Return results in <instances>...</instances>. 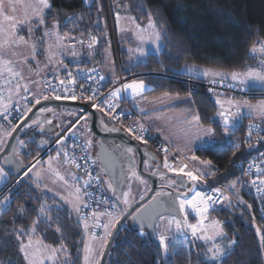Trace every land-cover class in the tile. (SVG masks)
I'll list each match as a JSON object with an SVG mask.
<instances>
[{"label": "snow or ice", "instance_id": "6c2138e0", "mask_svg": "<svg viewBox=\"0 0 264 264\" xmlns=\"http://www.w3.org/2000/svg\"><path fill=\"white\" fill-rule=\"evenodd\" d=\"M50 8V0H27V2L0 0V152L5 148H11V151L3 157V164H0V181L8 177L5 165H13L16 172L21 174V179L32 174L36 188L43 186L44 190L52 193L54 201L58 198V202L53 205H49L47 201L40 205L37 218L29 229L21 227L11 230V234L19 241V250L27 264H78L79 249L77 257L74 258L63 243L54 246L46 244L42 237L33 239L41 219L51 224L53 222L51 212L62 210L65 204L70 205L71 210L76 213V222L87 237V242H83L82 264H100L98 257L103 256L110 238L114 239L122 223L128 220L137 225L139 236L144 237L149 234L155 236L164 264H170L169 257L180 254L181 249H187L188 245L197 241H202L206 245L200 264H225L237 242L235 240L227 244L218 242L226 236L224 222L211 218L209 213L216 210L217 206L231 205L233 192L242 202L237 188L238 184L244 185L242 177L230 181L225 187H213L208 182V177H216V172L211 171L212 160H202L193 154L187 159L198 162L201 167L188 170V164L183 161L179 166L170 163L168 149L165 147L162 149L165 152L162 166L159 162H155V157L152 158L155 162V170L151 175L158 176L162 181L159 190H153L149 187L148 179L137 170L135 147L124 143L114 145L115 150H120L122 162L119 165L110 164L99 157L92 158L93 140L88 124L91 113L73 112L69 109L67 115L72 119L67 124L52 127V122L46 114H55L54 108L41 106L33 111L42 102L80 99L92 102V108L107 113L113 121L121 122V117L126 113L116 111L119 108V101L123 98L147 99L144 93L149 89L145 80L132 78L110 90L105 96L99 91V87H91L97 84V76L99 81L105 79L103 75H99L95 67L88 70L77 69L78 74L83 71L82 78L89 82V87L78 84L77 76H74L63 64L61 50L65 47L63 41L68 37H62L56 31L59 22L53 25L52 30L45 31L38 41L34 39L32 25L35 24L36 28L44 26L46 10ZM21 9H23L22 16ZM116 18L119 21V12L116 13ZM65 19L67 22H72L77 17ZM130 19L134 21L135 17ZM135 28V35L141 44L134 50L137 56L149 54L148 49L143 46L149 42L154 46L157 54L161 49L166 48L161 31L151 16L145 27L136 24ZM25 31L27 37L20 34ZM48 38L54 39L55 43L47 42ZM97 42L98 38L92 36L88 48L91 49ZM79 43L83 45L84 41L80 40ZM38 45L42 54L46 56V61L42 65L37 60ZM257 53L264 56V39L252 45L250 54ZM71 54L77 55L75 51ZM29 61L34 62L36 68H33ZM184 67L189 75L194 74L196 79L207 78L212 85L238 88L242 92L247 91L249 87L264 88V59L258 62V66H249L243 72H225L201 68L195 64H185ZM46 69L49 71H45ZM61 70L65 72L64 78L59 77ZM226 80L230 83L225 84ZM77 87L80 89L79 95L76 92ZM178 98V94L173 96L166 92L160 97H153L152 100L163 105L166 100ZM188 98H191V93ZM215 103L219 107L211 119L220 124L223 134L228 138L234 135L245 116H258L264 121V100L253 104L247 99L237 100L230 97L221 100L217 96ZM139 111L144 113L145 110L141 108ZM127 114L130 115V112ZM10 117L18 121L15 126L12 125ZM155 118L160 119V117ZM180 120L183 126L178 132L187 144H192L194 141H200L202 144L215 142L216 129L211 125L205 126L199 112L195 114L189 112L188 116H181ZM46 125L49 127L46 128ZM101 126L108 132L122 130L116 126L109 128L103 120ZM33 128L50 136L56 145L55 155L49 154L46 161L37 158L32 164L25 166L18 157L27 145L24 140L19 139V136L14 137L13 133L19 129ZM123 130L135 140L145 145L148 143L145 139L147 128L144 123L137 121ZM254 131L259 133L264 131V128L256 123L248 125L246 143L249 149L255 146L252 143ZM173 134H176L175 129ZM9 138L15 143L9 144ZM68 140H72V143L68 144ZM165 140L167 141V137ZM261 141H264V136L257 135L256 143ZM30 142L34 141L30 138ZM48 143L49 141L41 140L39 146L43 147ZM233 147L239 149L240 144L233 142ZM78 150L84 155L77 156ZM147 155L148 153L145 152V156ZM259 156V162L257 159L251 160L247 171H243V177H249L253 175V169L255 170V178L248 183L255 186L258 193L264 191V153H260ZM152 167L153 165L146 160L145 169ZM169 173L175 174V177L169 176ZM49 182L52 187L49 186ZM107 193H110V196ZM10 199L11 195L0 199V215L8 210ZM189 210L195 213V223L188 219ZM19 211L23 212L24 209L21 208ZM55 219L57 222L55 231L60 232L59 216ZM95 229H102L103 234L97 235ZM146 229L151 230V233L146 232ZM255 230L260 234V244L264 246V233L259 226H256ZM190 256L189 250V264Z\"/></svg>", "mask_w": 264, "mask_h": 264}, {"label": "trees", "instance_id": "16d2710c", "mask_svg": "<svg viewBox=\"0 0 264 264\" xmlns=\"http://www.w3.org/2000/svg\"><path fill=\"white\" fill-rule=\"evenodd\" d=\"M110 2L112 4L107 3V0H92L90 3L86 0H50L51 8L47 9L45 24L50 27L52 23L58 21L62 29L68 30L73 35L94 34L99 39V47L94 57L83 58L82 63L90 66L94 63L103 65L109 48L112 29L108 4L112 10L118 11V5H122L124 9L128 3L139 22H146L151 16L161 31L166 48L158 54L150 53L145 61L125 68L127 51L119 44L122 70L124 74H139L146 80L149 85V89L145 92L146 97L166 92L188 96L191 93L189 104L199 112L205 126L211 125L217 133L214 146L198 148L196 154L203 160H212L213 171L216 172V177H211L212 180L220 184H228L238 175L240 164L254 152V148L249 149L246 144L240 143V148L237 149L228 142L229 138L223 134L220 124L211 119L218 111L212 92L203 84L194 92L189 89L188 79L205 80L190 77L180 70L185 64H196L217 70L237 71L254 64L256 59L250 54V49L254 43L264 39V0H111ZM72 16L77 19L67 22L65 18ZM72 61L76 62L70 59L67 65ZM252 89L250 91H260L259 88L252 87ZM254 97L256 95L251 96L252 99ZM248 120L245 118L232 136L243 135ZM38 132L40 134V131ZM28 134L29 130L25 129L20 138L26 139ZM32 140L34 142L29 141L26 149L20 153L26 165L41 155L45 149L39 146L37 138ZM50 152L44 154L42 158ZM16 177V174L10 172V179L4 188ZM18 180L1 196L4 197L8 193L11 195L8 210L0 215V264H25L19 250V241L11 234V230L25 226L29 229L37 218L38 209L43 202L47 201L49 205L58 202V198L54 201L53 196L41 194L29 178ZM237 188H239L238 196L242 198V202L239 200L240 204L232 200L231 205L219 206L211 211L217 219L224 222L226 244L231 240L237 242L225 264H264V246L260 244V234L255 230L256 226H259L264 233V195L256 198L248 189ZM234 195L237 198L235 192ZM21 208L24 209L23 212L19 211ZM51 215L53 222L49 224L41 219L37 225L36 235L42 237L46 244L56 246L65 244L74 258L77 257L79 249L78 264H82L84 232L76 222V215L67 204L58 212L53 210ZM57 216H59L60 232L55 231ZM145 231L151 233L147 229ZM189 250L190 264H200L203 259L201 251H205V244L199 243L190 244L187 249H181L180 254L169 257L170 264H189ZM106 264H164V260L161 259L155 236L151 234L139 236L137 227H132L127 221L116 236Z\"/></svg>", "mask_w": 264, "mask_h": 264}, {"label": "rangeland", "instance_id": "374dc122", "mask_svg": "<svg viewBox=\"0 0 264 264\" xmlns=\"http://www.w3.org/2000/svg\"><path fill=\"white\" fill-rule=\"evenodd\" d=\"M110 1L111 0H107V3L112 4V2H110ZM25 2H27V0H25ZM86 2L90 3V2H92V0H86ZM46 12H47V10H46ZM117 12H119V15H120L119 21L116 18V13ZM117 12L113 16V18H114L113 19L114 20V23H113V34H114V37L117 38L118 45H119V42H120L121 45L124 46L126 51H127L126 64H125V68H127V67H131L133 64H135L137 62L145 61L147 56H148V55L147 56H137V54L134 51L137 47L141 46L140 41L137 39V37L135 35V31H136L135 25L139 24V25H141V27H145L147 25L148 21L139 22L136 14L130 8L129 9L125 8V6H124V9L122 7V9L120 11H117ZM22 14H23V9H21L20 15L22 16ZM132 17H135L134 21L132 19H130ZM56 22L57 21L52 23V26H50V27H47V25L45 24L44 26H41L40 28H36L35 24H33L32 27L34 29V39L36 41H38L43 36V33L45 31H47L50 28L53 29V25ZM52 29H50V30H52ZM60 29H61V26H60V24H58V28L56 29L58 34H59ZM121 29H123V31ZM20 34L21 35H25L27 37V32L26 31L25 32H21ZM62 35H63L62 37H64V36L69 37L71 35V33L65 32V34L62 33ZM111 37H112V35H110V39H112ZM69 39L70 38H67V39H65L63 41V43L65 45V47L61 50L63 59H65V58L67 59L69 57L70 59H74L76 61L74 63H79L81 61L80 58H82V57H73V55L71 54L72 53L71 47H72L73 43L75 42V40L73 38H71V40L69 41ZM47 42L55 43V40L52 39V38H48ZM108 45H109V49L111 51V56H112L111 59H112V61H111L110 64H107V71H111L112 74H113L112 77H114V79H116L115 81H117L118 80V69H117V63H116V60H115V57H114V48H113V45H112L111 42H109ZM143 46L148 49V53L149 54L150 53H156L154 51V46L150 42L144 44ZM130 49H132L133 51L130 52L129 51ZM130 56L132 57L131 59H130ZM253 56L256 59L254 64L250 65V66H253V67L258 66V62L260 60L264 59V56H261L259 53L255 54ZM37 60H39L41 62V65L43 64V62L46 61V56L44 54H42V50L39 49V45H38ZM29 62L32 64L33 68H36V64L34 62H32V61H29ZM63 64H65L64 61H63ZM184 66L180 70V72L181 73L183 72V73L187 74V70L185 69ZM197 66L201 67V68H207V67L201 66V65H197ZM244 70H237V71L243 72ZM45 71H49V70L46 69ZM221 71H223V70H221ZM225 72H232V71H225ZM124 75H125V77L128 78V80H130L132 78L145 80L144 78L137 77V76L136 77H131V76H133L132 74L131 75L130 74H124ZM192 75L194 76V74H192ZM190 77H192V76H190ZM204 79H206V81H209L207 78H204ZM128 80H126L125 82H127ZM145 82H146V80H145ZM228 83H230V81L226 80L225 84H228ZM232 83H234V82H232ZM254 88H257V87H254ZM236 89H238V88H236ZM248 90L250 91V90H253V89H252V87H249ZM250 93L253 94V96L256 95V97H254V99H252L251 96L250 97H241V96H236V95H233V94H229L228 92L218 93L216 91H212V94H213L214 98H217V96H219V97L221 96V98L223 96H225L226 97L225 99H228L230 97L231 98H235L237 100L247 99L253 104L257 103L260 100H264V88H260L259 92L250 91ZM172 95L176 96V94H172ZM182 98L183 97L179 96V98L175 99V100H166V101H164L163 105H167V104L170 105L171 103L176 104L177 102H180L182 100ZM136 99H137L138 104H140V105L143 104V102L146 100V99H143L142 97H137ZM148 102H150V104H152L154 107H161L162 106V104L160 102H158V101L154 102L152 99H148L146 101V103H148ZM69 109L71 111H73V112H79L80 111L79 109H75V108L59 107L58 111H56L55 114H52L51 121L55 125L67 124L68 121L72 119V117H69L67 115V110H69ZM189 112H191L192 114H195L196 110L193 107L189 108L187 106H185V107H171V108H166L163 111H160L161 114H159L158 117L161 118L162 125L164 126L165 131H167V133H168V135L165 134V136L168 137V139L170 141V145L172 146V150L171 151L173 152L175 150L179 155H181V157L183 158V162H185V160L186 161L188 160L191 168L193 169V168H196V167H201V165H199L198 162L191 161V160L187 159V157H189V156H191L193 154L197 155L196 154V150L198 148H201V147H205V148L213 147L214 143L202 144L200 141H194L192 144H187L186 141L180 137L178 129L183 126L182 123H181L180 117L181 116H188ZM189 118H190V116H189ZM102 120H103V122L105 124H110L111 122H115L105 112H103ZM248 123H256V124L262 123V124H264V122L261 121V119L258 116H255V117L252 116L248 120ZM12 125L15 126L14 124H12ZM5 127H7V124H5ZM120 127L122 129L126 128L125 125H122V124H121ZM174 129L176 130V134L175 135L173 134V130ZM57 131H59V129ZM28 138H31V139L37 138L39 140V143H40L41 140L49 141V143L47 145L43 146L44 148H48L52 144V140L50 139V136L45 134V133H40L39 134V132L36 131V128H33V129L29 130V134H28V137L26 139H23V138H19V139L24 140L25 143L27 142L26 144H28V142L30 141V139H28ZM91 138L93 140V147L91 149V154H92V158H96L97 149H96L95 144H96L97 137L92 133V137ZM189 149H191V150H189ZM49 154L54 156L55 155V150L50 152ZM49 154H47L44 158H41V160L42 161H46ZM167 155H168L169 162L172 163L171 160H170L171 152H170V154H167ZM164 156H163V161H164ZM135 159H136V162H137V170L139 171V169H138L139 157H138V153L137 152H136V155H135ZM35 160H36V158L30 164H32ZM163 161H162V164H163ZM180 163L175 164V165L179 166ZM0 164H3V160L2 159L0 160ZM144 169H145V165H144ZM188 170H189V168H188ZM5 171L8 172V177H7L6 180L0 181V199H3V197H1V196L4 194V192L6 190H8V188H10L11 184L15 183V179H16L15 178L11 183H9V185L6 188H4V186L7 185L8 181L10 179V169H8L5 166ZM145 171L146 172H151L153 170H152V168H150V169H147V170L145 169ZM211 171H213V168L211 169ZM27 178H29L35 184V182L32 179V174H30L29 177H27ZM208 180H212L211 177H208ZM148 181H149V187H151V182H150V180H148ZM212 181H214V180H212ZM161 183H162V181L159 180V184L160 185H161ZM49 186L52 187L50 182H49ZM135 187L136 186L134 184V190H135ZM38 190L43 195H51V196H53L51 192H47L46 190H44L43 186H41V188H38ZM202 190H206V189L202 188ZM108 194H110V193H108ZM6 195H10V193H8ZM6 195H4V196H6ZM69 208L71 209L70 205H69ZM73 213L76 215L75 212H73ZM209 215H210L211 218L217 219L216 216L213 213H211V211H210ZM188 219H189L190 222L195 223V213H193L191 210H189ZM101 222L102 223L104 222L103 219H102ZM128 223L131 224V221L128 220ZM24 228L27 229V226H25ZM102 234H103L102 229H99L97 231V235H102ZM37 238H40V237H38L37 235H35L33 237V239H37ZM25 239H26V237H25ZM84 242H87V237L85 236V234H84ZM218 242L222 243V244H226V236H225V238L223 240H218ZM185 243H187V242H185ZM198 243L201 244V245L204 244L202 241H197L196 244H198ZM54 246H56V245H54ZM205 248H206V245H205ZM201 252L203 253V251H201ZM22 258H23L24 263L27 264V261L24 259L23 254H22ZM98 258L100 260L101 257H98Z\"/></svg>", "mask_w": 264, "mask_h": 264}, {"label": "built area", "instance_id": "2783aa9c", "mask_svg": "<svg viewBox=\"0 0 264 264\" xmlns=\"http://www.w3.org/2000/svg\"><path fill=\"white\" fill-rule=\"evenodd\" d=\"M108 12H109V15H110V23H111V29H112V39H111L110 42L112 43L113 48H114V57H115V60H116V63H117V69H118V80L115 81V82L107 83L105 81V79L103 81H99V77L97 76V84L91 85V87H99V91L101 93H103L105 96L107 95V93L110 90L114 89L115 87H118L121 83H124L126 80H128V78L125 77L124 72L122 70L120 55H119V52H118V42H117V40H116V38L114 37V34H113V16L115 15L116 12H114L112 10V8L110 7L109 4H108ZM92 36H95V35L92 34V33H89V34L77 37V39L73 43L74 47L72 45L71 50H72V52L75 51L77 53V55L73 56V57H82L80 59L81 61L79 63H74V61H72L71 63L66 65L67 69L71 70L74 76H77L78 84H83L86 88L89 87V82L86 79L82 78L83 75H84L83 71H81L78 74L77 73V69L88 70V69H92V68L95 67V68H97V70L99 72V75H103V70L98 64H93V65H90V66L82 64L84 62L83 58L90 59L91 57H94L95 54H96V50L99 47V39H98V42L95 45H93V47L91 49L88 48L87 45L91 42V37ZM80 40L84 41L83 45H81L79 43ZM64 76H65V72L63 70H61L59 72V77L60 78H64ZM136 76L138 77L140 75L139 74H133V76H131V77H136ZM188 84H189L190 91H193V92L198 89L199 85L203 84L204 86H206L209 89V91H210V89H213V91H216L218 93L228 92L229 94H233V95L241 96V97L253 96V94H251L249 90L242 92V91H240V90H238L236 88L225 87V86L220 85V84L212 85L209 81H198V80H195V79L194 80L193 79H188ZM76 92H77V95H79V92H80L79 87H77ZM210 92H212V91H210ZM78 100H80V99H78ZM81 101L86 102L87 104H89V108H92L91 107V103L92 102L87 101V100H81ZM120 101H121V103H119V108L116 111L117 112L124 111L126 114L121 117V122H116L115 121V123L119 124L120 126H121V124L125 125L126 128L129 127V126H132L137 121H140V122L144 123L145 127L147 128V132L145 133V139H147V141H148L147 144L148 145L152 146L154 148V150L157 153H159L160 155H162V156L165 155V152L162 149L166 147L168 149L167 154H170V152H171L170 160H171V162L173 164H178L181 161H183V158L181 157V155H179L175 150L173 152L171 151L172 150V146L170 145V143L168 141H166L165 138L159 132L155 131L152 128V126L149 124V122L136 109H134L133 107H131L127 103L126 99H122ZM96 102L99 103V101H96ZM93 109H95V108H93ZM80 111H83L84 113H88V109H80ZM129 112H130V115L127 114ZM113 115H115V113H113ZM10 119H11V117H10ZM11 123L15 125V124L18 123V121L16 119H11ZM249 124L250 123H248V122L246 123V127H245L246 131H245V133L243 135H239V137L232 136V137H230L228 139V142H230L232 145H233V142H236V143H239V144L240 143H244V144L247 145L246 138H247V132H248V125ZM258 125H260L261 128H264V124L260 123ZM257 135L264 136V131H261L259 133H257L256 131L253 132L252 143L255 145L253 147L254 148V152L250 156H248L245 160L242 161V163L240 164V171H239L238 175L235 177V179H237V177H242L243 180H244V185L241 186V184H238L237 187L246 188V189H248L249 192H251V194L254 197L259 198V197H262L264 195V191H261V192L258 193L256 191V187L252 186L250 183H248L249 180L255 178L254 177L255 170L253 169V175H251L249 177H243V171H247L248 163L251 160H253V159H257V161L259 162V159H260L259 154L260 153H264V141H261L260 143H256ZM67 143L71 144L72 140H68ZM55 148H56V145L52 142V144L48 148H46L41 153V155L38 156L37 158L41 159V157L44 154L50 152L52 149H55ZM76 155L77 156H82V155H84V153H82V152H80L78 150L76 152ZM184 163H187L188 166H189V170H192V168H191V166H190L188 161L185 160ZM235 179H233V180H235ZM208 182L213 187H225L227 185V184H220V183L214 182L212 180H208ZM91 190L94 191L95 189H91ZM108 195L110 196V194H108ZM231 196H232V200L234 202H236L237 204L241 203L235 197L234 192L231 193ZM217 207H219V206H217ZM101 210H103V208ZM98 230L99 229H95L96 233H97Z\"/></svg>", "mask_w": 264, "mask_h": 264}, {"label": "water", "instance_id": "95a60500", "mask_svg": "<svg viewBox=\"0 0 264 264\" xmlns=\"http://www.w3.org/2000/svg\"><path fill=\"white\" fill-rule=\"evenodd\" d=\"M126 8L129 9V4L126 3ZM122 9L121 5H118V11H120ZM41 106H46V107H53L55 109V112L58 111L59 107H66V108H75V109H88V113H91V119L88 121V124L90 126V130L91 132L99 139H105V140H109V141H117L119 144L124 143L127 144L129 146H133L137 149V153H138V157H139V161H138V169L139 172L142 176H144L145 178H147L148 180H150L151 182V188L153 190H159L160 188V184H159V177L158 176H152L151 172H146L144 169V165H145V161H149L150 164H152L154 161L152 160L153 157H155V162H159L160 163V156L155 152V151H151L149 150V148L142 144L140 141L135 140L131 135H129L126 131H124L120 126H118L117 124H110L108 125L109 128L116 126L121 128L122 130L119 132H108L106 130L103 129V127L101 126V121H102V117L103 114L97 110V109H93V108H89V104H87L84 101L81 100H68V101H50V102H42L41 105H38L36 109H33V111L35 112L39 107ZM31 115V114H29ZM48 116V119L52 118V114H46ZM47 126V125H46ZM45 126V127H46ZM25 131V129H19L16 133H13V136H20L23 134V132ZM9 144L15 143V141L11 138H9L8 140ZM101 143L99 142L98 145V149L99 151H101ZM11 151V148H5V150L3 152H0V160H3V157L8 154ZM145 152L148 153L147 156H145ZM107 155L108 161L110 162V164H115L118 165L117 160L115 155L113 154V152H109ZM19 159H22L21 156L19 155L18 157ZM23 161V159H22ZM136 161V159H135ZM24 165L27 166L25 164V162L23 161ZM8 169H10V172L13 174H16V178L19 179L21 178V174L17 173L14 166L13 165H5ZM155 167V166H154ZM161 170H163L161 168ZM169 176L171 177H175V174L169 173ZM149 195H151V193H149ZM127 221L123 222L121 227L126 223ZM131 226L132 227H137V225L133 224L131 222ZM149 232H151V230L147 229ZM117 234H115V238H110V242L108 244V246L104 249V254L103 256L100 258V264H106L107 263V259L109 257V253L113 247V244L115 242Z\"/></svg>", "mask_w": 264, "mask_h": 264}, {"label": "crops", "instance_id": "0c3cea01", "mask_svg": "<svg viewBox=\"0 0 264 264\" xmlns=\"http://www.w3.org/2000/svg\"><path fill=\"white\" fill-rule=\"evenodd\" d=\"M50 29H52V28H50ZM50 29H48V30H50ZM65 32H68V33H70L68 30H66L65 31V29H60V31H59V35L60 36H63L62 35V33H64L65 34ZM77 37H79L78 35H73L72 33H71V35L68 37V38H70L69 39V41L71 40V38H73L74 40H76L77 39ZM119 44H120V46L122 47V49H124V50H126L125 49V47L124 46H122L121 45V43L119 42ZM111 51H110V49L108 48V50H107V52H106V58H105V61H104V63H103V65H101L100 67L102 68V70H103V75H104V77H105V81L107 82V83H111V82H113V81H115L116 79H114V77H112L113 76V74H112V72L111 71H107V64H110L111 63V61H112V59H111ZM73 58V57H72ZM68 60H70V58L68 57L67 59L65 58V59H63V61L65 62V64L64 65H66L67 64V62H68ZM95 64V63H94ZM97 64V63H96ZM105 67V68H104ZM208 68V67H207ZM212 69V68H211ZM215 70H217V69H215ZM221 71V70H220ZM183 73V72H182ZM183 74H185V75H188V73L186 74V73H183ZM188 76H192V77H194L195 78V76H193V75H188ZM204 79V78H203ZM205 81H206V79H204ZM257 88H259V87H257ZM260 89V88H259ZM171 94V93H170ZM162 94H160V95H157V96H153V97H159V96H161ZM177 95V94H176ZM213 95V94H212ZM179 96H181V97H183L182 98V100L180 101V102H177L176 104H174V103H171L170 105H162L161 107H154L152 104H150V102H148V103H146V101L148 100V99H152L153 97H146L145 96V93H144V97H146L147 99L143 102V104H138V102H137V99H135V100H133V99H129V98H123V99H126V101H129V105L131 106V107H133L134 109H136L148 122H149V124L152 126V128L155 130V131H157V129H160V131H157V132H159L164 138L166 137L165 136V134H167L168 135V133H167V131H165V129H164V126L162 125V122H161V118L160 119H156L155 117H158V115L159 114H161L160 113V111H163V110H165L166 108H171V107H185V106H187V107H189V108H191V105L189 104V96L188 95H179ZM226 97L225 96H223L222 98H221V96L219 97V99H221V100H226L225 99ZM144 99V98H143ZM215 100H216V98H214ZM122 100V99H121ZM119 103H121V101H119ZM219 107V106H218ZM141 108H143L145 111H144V113H141L140 111H139V109H141ZM102 114H103V112H102ZM252 116H245L243 119H242V122L245 120V118H248V119H250ZM51 120V119H50ZM52 122V121H51ZM264 122V121H263ZM51 126L52 127H55V126H57V125H55L53 122L51 123ZM47 127H49L48 125L46 126V128ZM57 130H58V128H57ZM164 132V133H163ZM41 133V132H40ZM48 135V134H47ZM167 141L170 143V141H169V139H168V137H167ZM188 161V160H187Z\"/></svg>", "mask_w": 264, "mask_h": 264}, {"label": "flooded vegetation", "instance_id": "af4514ba", "mask_svg": "<svg viewBox=\"0 0 264 264\" xmlns=\"http://www.w3.org/2000/svg\"><path fill=\"white\" fill-rule=\"evenodd\" d=\"M110 124H113V122H111ZM110 124H108V125H110ZM99 142L101 143V147H102L100 149L101 151H99V149H98ZM116 144H119L116 140L115 141H109V140L97 138L96 139V144H95L96 149H97L96 158L99 157L101 160H106L108 163H110L108 161V158H107V155L106 154H108L109 152H113V154L116 157L117 163L119 165V163H121L122 161L120 159V150H115L114 149V145H116ZM147 147L149 148V150L155 151L152 146H149L148 145ZM157 154H159V153H157ZM162 161H163V156H160L161 166H162ZM136 164H137V162H136ZM152 165H153L152 170L154 171L155 170V167H154L155 166V162H153Z\"/></svg>", "mask_w": 264, "mask_h": 264}, {"label": "clouds", "instance_id": "9594fccd", "mask_svg": "<svg viewBox=\"0 0 264 264\" xmlns=\"http://www.w3.org/2000/svg\"><path fill=\"white\" fill-rule=\"evenodd\" d=\"M114 11V10H113ZM114 12H117L116 10L114 11ZM114 19V18H113ZM113 23H114V20H113ZM100 66V65H99ZM138 77H140V76H138ZM113 124H117V123H115V122H113ZM16 125V124H15ZM118 126H120L119 124H117ZM141 142V141H140ZM143 144V143H142ZM145 145V144H144ZM146 145H148V144H146ZM150 146V145H149ZM46 149V148H45ZM156 152V151H155ZM157 153V152H156ZM40 156V155H39ZM42 158V157H41ZM16 180H18L17 178L15 179V181Z\"/></svg>", "mask_w": 264, "mask_h": 264}]
</instances>
